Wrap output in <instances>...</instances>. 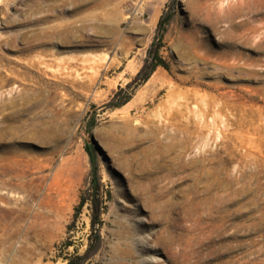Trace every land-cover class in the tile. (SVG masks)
Masks as SVG:
<instances>
[{"label": "rangeland", "instance_id": "1", "mask_svg": "<svg viewBox=\"0 0 264 264\" xmlns=\"http://www.w3.org/2000/svg\"><path fill=\"white\" fill-rule=\"evenodd\" d=\"M241 1L0 0V264H264V0Z\"/></svg>", "mask_w": 264, "mask_h": 264}, {"label": "trees", "instance_id": "2", "mask_svg": "<svg viewBox=\"0 0 264 264\" xmlns=\"http://www.w3.org/2000/svg\"><path fill=\"white\" fill-rule=\"evenodd\" d=\"M161 27V23H159V29ZM158 29V30H159ZM162 39H163V33L162 34H157L155 37V41L152 43L151 45V49L149 50V56L152 55V53L154 52L156 54L155 58L152 59V64L150 65V67H148V65L144 66V68L141 70V72L138 74L139 77H141V80L143 82H146L147 80H149V78L151 77L152 73L155 71V69L162 65L161 62H158V58H157V54L159 52V49L161 47V43H162ZM156 42H158V44H155ZM87 152L90 155V150L89 148H87ZM92 160V158H91ZM92 170L90 173V183H89V188H88V192L93 193V194H99L103 188L102 184H101V180H100V176H99V167L98 165L92 160ZM86 201L83 197H81L80 203H79V208H82L85 204ZM77 209V211H78ZM68 231H70V226L68 227ZM67 261L68 264H74L73 260L74 258L68 257L65 259Z\"/></svg>", "mask_w": 264, "mask_h": 264}, {"label": "bare ground", "instance_id": "3", "mask_svg": "<svg viewBox=\"0 0 264 264\" xmlns=\"http://www.w3.org/2000/svg\"><path fill=\"white\" fill-rule=\"evenodd\" d=\"M232 1V0H231ZM234 1V0H233ZM240 2H242L241 0H240ZM221 4V3H220ZM224 4V3H223ZM193 11V10H192Z\"/></svg>", "mask_w": 264, "mask_h": 264}]
</instances>
